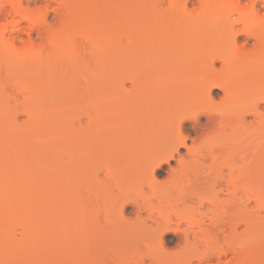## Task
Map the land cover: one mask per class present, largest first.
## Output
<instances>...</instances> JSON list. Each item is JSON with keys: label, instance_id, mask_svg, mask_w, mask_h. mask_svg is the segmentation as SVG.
Listing matches in <instances>:
<instances>
[{"label": "rangeland", "instance_id": "obj_1", "mask_svg": "<svg viewBox=\"0 0 264 264\" xmlns=\"http://www.w3.org/2000/svg\"><path fill=\"white\" fill-rule=\"evenodd\" d=\"M0 1H5L6 7L11 9L12 5H9L12 0ZM20 1V5L24 6V10H20L21 13L26 14L27 10L34 13L37 10L34 14L37 15L35 18L39 20L40 26L38 24L36 27V24L25 20L26 16L22 18L20 13L6 15V19L4 16L0 17V25L5 24L6 30H0V264H120L124 257H137L140 250H137L139 245L136 241H144L149 235L154 237V231L151 233L148 229L147 233L150 234H146L142 227L137 228L134 223L123 227L116 223L108 225L104 214L112 207L117 210L121 202V196L114 188L113 176L118 172L125 178L126 175L132 174L138 165V155H133L136 150L127 148V139L134 136L138 129L149 127L148 115L155 116L164 105L165 108L171 109L179 102V90L175 87L179 80V77L176 78L179 70L173 68L177 62H173V51L169 53V47L166 44L161 45L164 44L162 41L168 38L170 40L166 43L171 44L176 39V13L172 6L169 7V1L173 0ZM177 1L182 3L183 0ZM2 3L0 6L4 5ZM196 3L198 4L197 0H191L187 6L193 9L191 7L198 6ZM116 28L125 30L116 32ZM159 29L162 32L165 29L164 36L160 34ZM3 37L9 39L4 40ZM214 37L219 36L213 35V38L208 40L215 41ZM202 38L196 39L198 43L202 44V41H199ZM242 38H239V42ZM220 39L222 40V37ZM203 41L206 39L203 38ZM214 41L213 45L209 41L208 44L204 42V50L208 52L212 48L219 49L217 46L220 41ZM253 43L254 41H250L249 46H253ZM29 44L34 53V56L32 53L31 56L34 58H30V53L26 54ZM223 44L220 46L223 47ZM197 46L200 48V45ZM203 48H200L201 53L197 52L201 54V57L198 55L200 60L197 58V62L193 64L211 65L209 61L204 62ZM228 48L227 45L223 49L227 51ZM23 50L25 52L22 54ZM159 50L164 51L163 54H160ZM216 67L221 68L222 63L216 62ZM249 76L251 75H240L241 81ZM249 78V81L258 82L259 92L263 95L264 89L258 76ZM133 84L138 85L134 87ZM211 95L217 102H221L224 93L215 88ZM147 100L150 101L148 104ZM113 102L116 103L113 105ZM205 102L206 99L202 105ZM116 105L121 106L122 109H119L122 112L117 111L119 109ZM221 107L225 108L222 103ZM261 109L264 112V104ZM140 116H146L147 122L144 118L140 119L144 120V123L138 120L136 125L140 123L139 127L127 126L125 123L120 125L133 117L137 120ZM122 117L128 119H122L120 122ZM254 117L255 115L247 116L246 122L251 123L255 120ZM208 122L206 115H201L198 122H186L190 134L188 145L200 142V137L196 136L200 135V129ZM155 125L156 123H153V127ZM262 125L264 123L260 127L262 130L258 191L264 195ZM186 152V147L181 146L170 165L164 163L156 171L158 180L163 181L169 176L171 169L178 168L177 157L185 155ZM224 159L225 157L222 158ZM236 160L242 163L240 157ZM133 165L134 167L130 168ZM148 172H145V175L150 174ZM228 172L229 170L226 173L227 178ZM140 177L144 178V175L135 178V182H138ZM136 190L135 188L129 192V197L139 196V191ZM222 193L220 196L226 198L227 192ZM153 201L156 204L155 200ZM205 204L207 206L209 203ZM200 209L204 212L206 210L202 207ZM126 211L127 214L134 211L133 206L128 205ZM208 220L206 219L207 224L211 222ZM133 221L136 223L135 219ZM184 223L182 225L185 227L181 225L182 228L189 227ZM42 234L44 236H41ZM156 234L155 231V236ZM175 234L170 232L166 235L168 240L173 241V247L178 241L177 233ZM262 235L263 237L260 235L255 241L248 239V242L246 240L243 243L247 247L242 246L243 253L240 252L239 257L236 255L239 258H236L239 260L238 264H264V233ZM142 236L144 238H141ZM43 246L46 247L44 252L40 250ZM232 254L223 255L221 264H226L233 257ZM217 259L218 257H213V260L211 258V261L208 260L204 264H220ZM146 262L150 264L149 260Z\"/></svg>", "mask_w": 264, "mask_h": 264}, {"label": "bare ground", "instance_id": "obj_2", "mask_svg": "<svg viewBox=\"0 0 264 264\" xmlns=\"http://www.w3.org/2000/svg\"><path fill=\"white\" fill-rule=\"evenodd\" d=\"M9 1L6 2H12L9 5H12L11 9L6 7L7 3L5 4V1H0V3L3 2L2 4H4L0 6L1 18L4 16L3 18L6 19V15H18L20 13L19 15L21 17L26 16L24 17L26 18L25 20H28L32 24H36L37 27L39 24V20L35 18L37 17V15H35L37 10L34 11L35 14L33 11L30 13L29 10H27L28 13L25 12L26 14H24V12H22V14L20 12L24 7L20 5L22 2L20 0H14V4L13 0L11 2ZM190 1L191 0H183L182 3L177 0L169 1V4H171L169 7L172 6L176 13L177 21L175 20V23L177 22V26H174V36L176 39L173 44L170 42L166 43L170 38L166 41H162L164 44H161H166L169 47L168 49H170V51L167 52L171 53L173 51V53H171L173 54V62H177L175 63L177 65L173 68L179 70V75L176 77H179V80L175 83L176 89L179 90L177 95L178 98L180 96L179 102H177V106H173V108L170 107L171 109L165 108L166 105H164V108H161L162 110L160 112H156L157 114L155 116L148 115V122L150 124L148 128H151V130L148 128L143 130L138 129L136 134L134 132V136H128L130 138L127 139V148H135L136 151L132 153L133 155H138L139 161H137V157L136 161L139 166L137 165L133 173L128 176L126 175L125 178H122L118 172L113 176L115 181L114 188L118 190L117 193L121 196V202L117 210L112 207L104 214V219L107 222L106 224L112 225L116 223V225L119 224L123 227L133 225L134 223L137 228L142 227L146 231V234L149 233H147L148 229L150 232L154 231V237H152V235H146V240L136 241L137 245H139V249H137L140 250L138 251L139 256H132V258L129 259L126 258L127 260L124 257V260H121L120 264H147L146 260H149L150 264H195V261H197L198 264H204L211 258L213 260V257H218L217 263L220 261L221 264L222 256L228 253H233L235 256L232 254L233 257L228 260L226 264H238L239 260L237 261L236 258L239 259V255L243 253V250L241 251L242 246H245L243 243H245L246 240L248 242V239H259L258 237L260 235L263 237L264 195H261L258 191V162L260 161V138L262 130L260 127L261 124L264 123V112H262L261 109L262 104H264V94H260L261 92H259L260 89L257 85L258 82L256 83V80L255 82L249 81L248 78L251 76L253 77V75L258 76V80L262 82V89H264V0H197L198 4H196L198 6L189 9L187 4ZM7 22L8 21H6V23ZM170 23L172 22L170 21ZM7 27L8 26H6V28ZM103 28L106 30V27ZM189 28L194 32H198H195V34L191 30L190 36ZM42 29L43 28H41V30ZM116 29V32L121 29L125 30L123 28ZM0 30H5V24L0 25ZM164 30L163 32L160 29L158 31L164 36ZM186 30L188 32H186ZM123 32L125 34V31ZM109 35H111V33H109ZM167 35L169 34L167 33ZM197 35L199 36L197 37ZM213 35L219 36V40L215 37V41L213 39L212 41L208 40L213 38ZM193 36L195 39L192 38ZM201 36L204 40L206 39L207 42L203 41ZM7 37L8 35L6 38ZM221 37L222 40L220 39ZM240 37H243L241 39L242 41H240L241 43L239 42ZM3 38L4 40L6 39L5 37ZM201 38L202 40L199 41H202V44L204 42L208 44L209 41V43L213 45V41H220L219 46H217L219 49L212 48V50L210 49L208 52L207 50L205 51L202 44L197 41ZM101 40H103V38ZM227 40L228 43L225 44ZM195 41L197 45H200V48L204 50L205 54L202 57L203 59L205 58V61H203L205 63L209 61L211 63V65L209 64L210 66L204 65V63H199L200 65L193 64V62H197L198 55L201 57V54H199L201 53L199 52L201 49L196 45ZM250 41H254L253 46H249ZM4 42L11 44V42ZM12 43L14 44L15 42L13 41ZM211 44L209 46L212 47ZM220 44H223V47H221ZM227 45L229 48L226 51L223 48H226ZM30 46L31 44L28 45L26 54L30 53V58H34L32 57L34 53H32ZM214 47H216V45H214ZM165 48L163 49L164 51ZM15 49L17 48L15 47ZM103 50L105 49H102V51ZM16 52L18 53L17 50ZM24 52L23 50L22 54ZM162 52L160 51V54ZM218 61L222 63L221 68L216 67V62ZM169 63L172 64L171 61ZM156 68H158V66ZM243 73L246 74L243 75ZM175 75L173 77H175ZM240 75L246 77L247 75L251 76L246 80L243 78L241 81ZM133 85L135 87L136 84ZM140 85H142V83L139 84V86ZM215 88L224 93L221 102L219 100V102H217L211 95ZM152 95L155 96V94ZM205 99L206 102L202 105ZM121 100L123 99L121 98ZM149 102L150 101H148L147 104ZM114 103L116 102H113V105ZM121 103L123 104V102ZM221 103L225 108L223 107L222 109ZM126 105H124L125 108ZM119 107L121 108V106ZM119 107L117 108L119 109ZM221 110H224V112H221ZM117 111L122 112L120 109ZM201 115L208 116L209 122L205 127L200 129L199 136L195 135L196 137H200V139L198 138L200 142L190 146L188 145L190 134L188 132L189 128L186 127V122L189 120L198 122ZM249 115H255V120L253 119L254 121L251 123L246 122V118ZM130 117H132V115ZM125 118L122 117L120 122ZM134 118L135 117H133V119ZM142 118L145 120L146 116H140L137 120H131L129 118V122H122L120 125L122 126L125 123L127 126L135 125L139 127L138 125L144 121H140ZM127 119L128 118L125 120ZM138 120L140 123L136 125L137 122H139ZM145 121L147 122V120ZM161 121L163 122L160 124ZM157 122L159 123L158 126ZM153 123H156L154 127ZM263 126L264 125H262V127ZM143 127H145V125ZM122 132L124 133V131ZM125 137L123 138L126 139ZM195 139L194 142H196ZM181 146L184 148L186 147L187 152L185 155L180 156V154V157H177L179 163L178 168H170L171 171L170 173L168 172L169 176L163 179V181L162 179L158 180L156 171L161 168L164 163L169 164L171 160L176 157V153L179 152ZM238 156L241 158L242 163L236 160L239 158ZM223 157H225L224 160H222ZM130 164L132 165V163ZM131 167H134V165L130 166V168ZM227 170H229L228 178L226 176ZM147 171H149L148 173L150 174L145 175ZM141 175H144V178L140 177V180L135 182V178ZM135 188L139 191V196L136 194L138 197L135 195H133L135 197H131V195L129 197V192ZM225 191L228 195L226 198H223L220 196V193H224ZM211 192H213L212 195ZM153 200H155L156 204ZM205 202L209 204L206 206ZM128 205H132L134 210L129 214L126 213ZM200 207L205 208V212L202 211ZM99 211L101 210H98V212ZM134 219L136 223L133 221ZM206 219H209L208 221L211 222L207 224ZM184 222H186L189 227L186 226V228H182L181 225ZM182 226L185 227L184 225ZM195 227L198 228L195 229ZM123 231L125 232V230ZM155 231L157 233L156 236ZM170 232H174V235L177 233L176 237L178 241L174 247L171 246L173 241L166 238V235ZM41 236H44V234ZM146 236L144 235V237ZM144 237L142 236L141 238ZM249 242L251 241L249 240ZM44 245L46 244L44 243ZM49 246L48 248H50ZM45 249L46 247L43 246L40 250L44 252ZM109 250L108 248V252ZM236 255H238V257H236ZM121 258L122 257H120V259Z\"/></svg>", "mask_w": 264, "mask_h": 264}]
</instances>
